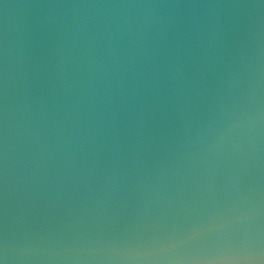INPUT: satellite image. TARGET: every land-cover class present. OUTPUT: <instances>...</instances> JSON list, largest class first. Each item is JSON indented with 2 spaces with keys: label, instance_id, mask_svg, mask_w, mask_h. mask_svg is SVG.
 Here are the masks:
<instances>
[{
  "label": "water",
  "instance_id": "95a60500",
  "mask_svg": "<svg viewBox=\"0 0 264 264\" xmlns=\"http://www.w3.org/2000/svg\"><path fill=\"white\" fill-rule=\"evenodd\" d=\"M177 34L199 45L181 91L142 87L141 118L120 81ZM0 81L9 264H139L124 249L212 182L252 189L236 228L264 243V0H0Z\"/></svg>",
  "mask_w": 264,
  "mask_h": 264
},
{
  "label": "snow or ice",
  "instance_id": "6c2138e0",
  "mask_svg": "<svg viewBox=\"0 0 264 264\" xmlns=\"http://www.w3.org/2000/svg\"><path fill=\"white\" fill-rule=\"evenodd\" d=\"M4 112L3 85L0 81V264H6L8 246ZM251 192V188L247 193L241 187L236 189L239 199L245 198V195L250 197ZM207 193L206 197L180 198L179 209L188 221L187 227L161 223L147 242L126 248L123 254L139 264H148V258L176 253L199 243L200 255L207 258L206 264H241L240 258L252 251L255 237L251 231H239L236 226L256 218L255 205L250 200L247 211L240 213L239 199L224 194L214 182L210 183Z\"/></svg>",
  "mask_w": 264,
  "mask_h": 264
},
{
  "label": "clouds",
  "instance_id": "9594fccd",
  "mask_svg": "<svg viewBox=\"0 0 264 264\" xmlns=\"http://www.w3.org/2000/svg\"><path fill=\"white\" fill-rule=\"evenodd\" d=\"M199 47L192 38L185 40L177 34L171 43L165 42L164 46L160 49L159 54L155 51L143 53L144 63L140 67H134L133 74L135 79L131 82V91L128 92L123 87V80L120 81V91L123 95L122 103L129 105L134 102L135 106L132 107V112L135 113L139 110L141 118L144 115L145 105L147 104V95L142 94L141 88L144 87L153 93H160L163 95L167 90L169 82L173 85L174 91H181L177 87L178 77L182 75L179 72L178 65L184 56L191 57L194 54L195 48ZM164 61L166 67L163 71L160 70L159 62ZM169 75L171 80L169 81ZM186 83V82H185ZM132 123H135V118ZM112 126L115 128L116 120L113 117ZM208 145V150L211 149ZM6 264H9L12 257L9 256V245L6 249ZM64 257L51 254L47 259H63ZM27 259V257H24ZM77 261L81 257H75ZM207 258L205 257H184L180 255H160L148 258V264H206ZM241 264H264V243H262L257 235L252 247V251L240 258Z\"/></svg>",
  "mask_w": 264,
  "mask_h": 264
}]
</instances>
